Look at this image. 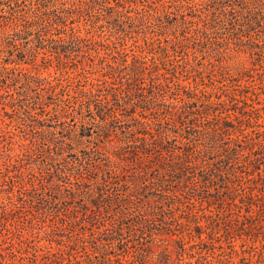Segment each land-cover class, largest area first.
I'll use <instances>...</instances> for the list:
<instances>
[{"label":"trees","instance_id":"16d2710c","mask_svg":"<svg viewBox=\"0 0 264 264\" xmlns=\"http://www.w3.org/2000/svg\"><path fill=\"white\" fill-rule=\"evenodd\" d=\"M0 84V264H264V0H0Z\"/></svg>","mask_w":264,"mask_h":264},{"label":"rangeland","instance_id":"374dc122","mask_svg":"<svg viewBox=\"0 0 264 264\" xmlns=\"http://www.w3.org/2000/svg\"><path fill=\"white\" fill-rule=\"evenodd\" d=\"M1 8H3V7H1ZM22 9H23V7H20V8H17L15 10H22ZM7 17H9L8 20H11L13 18L12 14H10V13L7 15ZM200 48H202V46H200ZM207 55L208 54L206 53V56ZM207 58H208V56H207ZM45 75L47 76V74H45ZM1 86L2 85L0 84V89H2ZM6 91H9L10 94L14 93L12 88H7ZM8 98H10V97L8 96ZM54 102L55 103L52 104V107L57 106V108H61V105H60V107L58 106L60 104V102H58V101H54ZM63 106H65V105L62 104V107ZM3 107H4L3 105H0V124L6 128V131L7 132H14V133L17 132V134L19 135V138H21L24 135V133L19 129V127L17 126V124L15 122L16 116L9 115V117H11V118H9V117L6 118L7 119V125L2 121V117H3L2 116L3 115L2 114V112H3L2 110H3ZM87 115H88L87 121L89 122V125L88 126L94 128V130L97 131L98 128L97 127H94V125H93V123L95 121L89 115V113H87ZM65 116L66 117L63 118V121L71 122V124H73V122L71 121V119L67 118V116L69 117V113L65 114ZM51 124H53V126L52 127H49ZM62 128H63V126L62 125H59V123H56L55 121L47 120L46 123H45V126L43 127V129H45V131H43L42 129L36 130L39 133V134H37V136L41 139V147L45 148V150H46L47 144L49 143L48 136L50 137V135L52 133L60 132L62 130ZM95 136H97L96 133H95ZM51 137H52V135H51ZM55 137H59V135H57ZM93 145H91L90 142H86L85 145L82 146V147H83V149L86 148L87 150H89L90 148H93ZM50 155L54 159L53 162L55 164H59V167H61V168H64L68 163H71V162H73V161L76 160V158L72 157V155L69 154V153H65L64 156L62 157V156H58L56 154V152L50 153L49 150H46L44 152L43 158L44 159L46 157L48 158V156H50ZM43 158L42 159H38L37 163H35V164L42 163ZM0 164H2V162H0ZM60 185H62V186L61 187H56L55 186V188L53 190H49V189L46 190L47 193L45 194V202H44V204H42V205H44L46 207H50L51 206V203H54L55 202L54 204H52V206H54V211L55 212L58 211L59 209H61V211H62V209L66 207L65 201H63V202H61V203L58 204V201L56 199L59 198V195H60V197H62V195H63L66 198V200H70L69 197L67 198V196H69V192L66 191V190H70L71 189V186H69V185H67L65 183H62V182L60 183ZM170 186L168 188H171ZM84 190L87 191V189H84ZM107 194L108 195L114 194V190L113 189L108 190L107 191ZM164 195H166V194H164ZM142 198H143L142 201L141 200H138V205L146 203L147 198H144V197H142ZM78 201L79 200H76V202H78ZM133 213H134L135 216H138V213L136 211L133 210ZM105 221L110 222V217H106L105 215L104 216H101L98 220L94 221V223L100 224V223H103ZM135 232H136V230H134V228L125 229V237H126V240L128 242L134 241L135 237L132 234L135 233ZM240 243L241 242L239 240L236 243V246H237L236 248L238 250H241V247H240L241 244ZM116 245L117 244H115V246ZM149 260H150V258H149ZM150 264H151V262H150ZM212 264H216V263H212Z\"/></svg>","mask_w":264,"mask_h":264}]
</instances>
